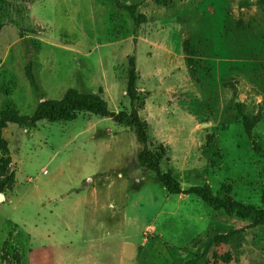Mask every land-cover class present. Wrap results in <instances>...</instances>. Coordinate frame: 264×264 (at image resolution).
<instances>
[{"label":"rangeland","instance_id":"374dc122","mask_svg":"<svg viewBox=\"0 0 264 264\" xmlns=\"http://www.w3.org/2000/svg\"><path fill=\"white\" fill-rule=\"evenodd\" d=\"M118 1L5 0L0 115H32L70 89L100 94L139 111L183 188L264 208V118L249 137L237 107L264 117V0ZM2 136L0 264H264L263 224L170 193L110 117L9 122Z\"/></svg>","mask_w":264,"mask_h":264},{"label":"trees","instance_id":"16d2710c","mask_svg":"<svg viewBox=\"0 0 264 264\" xmlns=\"http://www.w3.org/2000/svg\"><path fill=\"white\" fill-rule=\"evenodd\" d=\"M116 1L120 6L119 1ZM4 2L5 0H0V15ZM124 7L129 9L132 14H135V6L125 5ZM1 28L2 22L0 21V32ZM130 66L131 71L127 92L131 100H134L137 98V74L134 59L130 60ZM27 70L32 84L36 85L31 66H28ZM237 107L242 115L247 135L253 137L254 127L264 118L263 115L260 113L253 115L244 112L240 102L237 103ZM79 112H90L96 115L110 117L116 123L132 128L136 134L137 140L144 146L139 153V160L136 166L147 167L152 170L170 193L195 194L216 210H224L225 213L229 215H237L241 218L251 219L253 225H264V208H260L254 204H245L236 201L230 195H225L223 197L216 196L208 185H193L189 188H183L172 170L166 172L162 170V153L155 152L148 147L149 125L148 122L140 116L139 111L136 108H133L130 112L126 110L113 111L109 108L106 99L100 94L79 93L74 89H70L61 100L41 102L32 115H22L16 109L0 115V150L3 153V155L0 156V173L6 174L9 172L12 162L8 142L2 136L3 128L6 127L9 122L21 126H34L41 120H46L48 122L72 120L77 117ZM253 144L256 151H262L260 143L254 141ZM10 176L11 180H13L15 174L11 172ZM0 191L4 192L5 190L1 188ZM262 201L264 203V189Z\"/></svg>","mask_w":264,"mask_h":264},{"label":"water","instance_id":"95a60500","mask_svg":"<svg viewBox=\"0 0 264 264\" xmlns=\"http://www.w3.org/2000/svg\"><path fill=\"white\" fill-rule=\"evenodd\" d=\"M5 200H7V195H6V193H4V192H0V201H5Z\"/></svg>","mask_w":264,"mask_h":264},{"label":"crops","instance_id":"0c3cea01","mask_svg":"<svg viewBox=\"0 0 264 264\" xmlns=\"http://www.w3.org/2000/svg\"><path fill=\"white\" fill-rule=\"evenodd\" d=\"M7 195V194H6ZM7 200H9V195H7ZM46 247H48V246H46Z\"/></svg>","mask_w":264,"mask_h":264}]
</instances>
